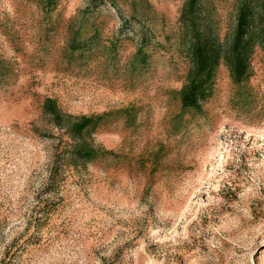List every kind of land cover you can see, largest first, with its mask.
<instances>
[{"label": "rangeland", "instance_id": "rangeland-1", "mask_svg": "<svg viewBox=\"0 0 264 264\" xmlns=\"http://www.w3.org/2000/svg\"><path fill=\"white\" fill-rule=\"evenodd\" d=\"M189 1L0 0V264H264V33L185 107L245 0Z\"/></svg>", "mask_w": 264, "mask_h": 264}, {"label": "trees", "instance_id": "trees-1", "mask_svg": "<svg viewBox=\"0 0 264 264\" xmlns=\"http://www.w3.org/2000/svg\"><path fill=\"white\" fill-rule=\"evenodd\" d=\"M198 1H189L186 8L187 13L194 9ZM262 2L264 3V0H245L238 6L236 28L227 49L210 37L198 38L193 47L195 78L183 93L185 107L201 108V101L205 98L203 89L205 81L197 82V78L206 76L208 79L222 59L231 63L232 72L238 80H243L248 76L252 49L255 46L254 37L257 31L264 33V14H260L259 5ZM83 121L80 131L88 126L89 119H83Z\"/></svg>", "mask_w": 264, "mask_h": 264}]
</instances>
